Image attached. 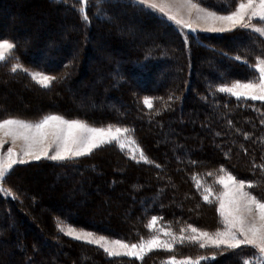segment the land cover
I'll return each instance as SVG.
<instances>
[{
    "label": "trees",
    "instance_id": "obj_1",
    "mask_svg": "<svg viewBox=\"0 0 264 264\" xmlns=\"http://www.w3.org/2000/svg\"><path fill=\"white\" fill-rule=\"evenodd\" d=\"M5 1L9 0H0V5ZM10 1L18 2L17 11L14 14L10 8V14L0 17V39L16 47L0 62V89L18 86L22 93L12 103L10 97H2L0 120L16 116L36 121L57 111L95 125L124 127L148 162L130 157L113 142L90 155L14 165L1 183L14 194L5 188L0 191V264H168L173 257L198 259L199 264H264L258 262L252 246L201 248L190 240L176 243L171 251L153 249L143 260L109 256L102 248L59 230L60 223H68L139 243L158 234V226L173 233L189 226L214 228L221 224L217 200L211 196L205 202L204 188L218 194L221 187L216 179L223 172L251 183L250 193L264 201V101L237 99L219 91L255 78L250 66L264 57V40L243 28L192 33L133 0H89L87 22L78 11L82 7L78 0ZM192 1L227 13L243 0ZM30 2L41 4L40 13L54 11L51 25L59 17L75 24L76 31L67 36L81 41L80 49L72 54L73 45L68 53L59 51L61 43L46 48L24 45L20 35L33 24L23 7ZM121 21L127 26L140 24L124 34L127 26ZM148 30L156 34L138 41L137 34ZM98 35L109 41L110 49H101L95 64L87 66L94 48L88 42ZM127 37L131 42L124 45ZM17 63L24 70L12 72ZM32 71L55 79L43 87L31 78ZM77 84L76 97L91 93L88 102L77 97L80 109L67 104L72 103L68 99L61 101L68 109L63 103L58 109L57 103L39 109L31 104L48 94L59 101L54 90ZM145 98L152 100L151 109L143 103ZM34 170L51 183L48 205L40 198L42 191L25 184L27 173ZM19 173L22 182H13ZM57 199L64 203L57 204ZM153 217L157 221L149 228Z\"/></svg>",
    "mask_w": 264,
    "mask_h": 264
},
{
    "label": "rangeland",
    "instance_id": "obj_2",
    "mask_svg": "<svg viewBox=\"0 0 264 264\" xmlns=\"http://www.w3.org/2000/svg\"><path fill=\"white\" fill-rule=\"evenodd\" d=\"M88 1L89 0H86V3H82V7L87 8ZM152 2L155 3V5H156V8H155L156 12H158L160 15L164 16L165 18L168 19V16H175L178 20H183L186 24H190L191 29H189L187 27H182V26H179V27L186 30V31L192 32V33H197L199 31L208 32V33H224V32H228V31L212 32V31H208L207 29H209L211 27H216V28H221V27L228 28V27H230V25H228L225 22L218 21V20L214 21L211 19L203 18V12L199 11L198 9H201V8L206 9V10H210V9L205 8L204 6L198 5V4L194 3L192 0H190V2H189V0H152ZM241 2H246V0L240 1L239 3H241ZM9 4L11 6H9ZM191 4H196L198 7L192 8ZM5 5H8V6H5ZM16 7H18V2H16V1L11 2L9 0L6 3V1H5L2 6L0 5V17L6 12L8 14H10L11 13V10H9L10 8L13 10L12 13L15 14V12L17 11V10H15ZM23 8L25 10L24 11L25 15H27L26 19L28 21H30L31 24H33V25L28 24V27L25 28V31H27V33L23 32L20 35V39L24 43V45H27V46L28 45L38 46L39 45L40 48L41 47L46 48L47 46L53 47V46H57L61 43L60 48H62V49L59 50L60 52L63 49L66 52V50H68L67 48L72 47V45H73L72 49H74V50L70 51V53H72V54H74L76 51H78V49H80V47L82 46V42L79 40L76 41L74 39L69 38V36H67L71 32L73 33L76 31L77 27L75 24H73L72 22L71 23L65 22V20H63L62 18L59 17V18H57L58 20H56V19H55V21L53 20L54 23H53V25H51L49 21L52 19L51 17H53L52 14H54V11H49V9H46V10H48V12L44 11V12L40 13L41 4H39L37 2H34V3L30 2L29 4L24 5ZM161 8L163 9V12L160 11ZM234 10H235V8H234ZM234 10H232V11H234ZM210 11H213V10H210ZM230 12H227V13H218L217 12V14L227 15ZM34 14H36L37 17H34ZM116 15H119V14L116 13ZM252 23L256 24L257 22L255 20H253ZM119 24L124 25L125 23H123L121 21V22H119ZM139 24H140V22H137V23L134 22V24L129 25V26H127V24H125V27L126 26L127 27L124 31L125 32L124 34L130 33V29H129L130 27L137 26V28H138ZM151 25L153 26L155 24H151ZM175 25H177V24H175ZM96 26H93V27H96ZM257 26H259V25L257 24ZM237 28H242V27H236L232 30H235ZM243 29H245V28H243ZM246 30H248L250 33H254L255 35H258L260 38H262L264 40V36H261L259 33H256L255 31H253L251 29H246ZM119 31L122 32V29H120ZM152 34H156V33L154 31H149V30L148 31H141L137 34L136 38L139 41V39L146 38V37H148V35H152ZM130 38H128V37L125 38L123 44L124 45L130 44V42H131ZM232 41L235 42L236 39H233ZM88 43H90V45H92L94 48H93V51L89 54L90 59L86 61V65L92 66V64L94 65L95 62L97 61L98 56H100V54L98 52L101 49H110V47H109L110 43H109V41H103L101 39V36H99V35L94 36V38L91 39ZM251 44L252 43L247 44L248 46H245V47L248 48ZM112 49H114V48H112ZM68 52H66V53H68ZM108 52H109V50H108ZM104 56H105V54H103V57ZM262 58H264V57H262ZM99 68L100 67H97V69H99ZM33 72H35V71H32V73ZM37 73H41V74L47 75L49 77H52L50 74H47L46 72L38 71ZM13 82L16 83V81H13ZM96 83H97V80L95 81V84ZM233 83H231L229 85H225V86H231ZM241 83H247V82H241ZM10 84L12 85V83H10ZM7 86H3V88L0 89V98H1L0 103H3L2 97H5V96H7L8 98L10 97L12 99L11 100V103H12L14 100H17L22 93L21 87L16 86V88H10V86H8V87ZM225 86H223V87H225ZM77 88H80L79 84L74 85V86L73 85L72 86L67 85V86H64V88L61 89L59 92L57 89L54 90L53 95L54 96L56 95V97L58 96L57 98H60V100H59L60 103H61V101H63V100L67 101V99H68V101H71L72 103H67V104H73L74 108L80 109V107H82V106L78 105V101H76V100L78 98H80L81 94H80V96L79 95L77 96L78 98L76 97V95H77L76 92L78 91ZM238 91H244V90L238 89ZM90 92H92V90H90ZM90 94L91 93H89L88 95L83 94L84 96L82 95L81 97H84L85 99H87L86 101L88 102V99H89L88 97ZM59 101L58 100L54 101L52 99V94L51 95L48 94V96L43 95L41 97V99L34 100L31 104H32V106L39 109V108L45 107V105L49 106V105L57 103L56 109H58V108H62V103H63L62 102L60 104ZM7 103L9 104V101ZM7 103H5V104L8 105ZM63 104H64L65 108L66 107L70 108L69 106H65L66 105L65 102ZM68 108H66V109H68ZM47 115H59V116H62L63 118H65L67 120H79V121L85 122L90 127H97V128H107L108 127V126L95 125V124L86 122L83 119L72 118V117H69L65 114L59 113L57 111L47 112V113H45L44 116H47ZM42 118H40L39 120H36V121H31V120H26L24 118H20V117H16V116L15 117L9 116L8 118H5L3 120L20 119V120H24V121H28V122H32V123H37ZM0 121H2V120H0ZM112 127H113V131H114L117 126H112ZM119 128H124V127H119ZM43 131H48V129H44ZM33 135L35 137V142H34V150L35 151H40L42 148H48L49 149L48 154L49 155L54 154L56 145L53 144V137L51 135H36L35 133H33ZM0 141H3L2 147H0V158H3L4 161H7V159H8L7 158V149L8 148H12L13 152L17 154L18 159L23 158L28 162L34 160L31 157L23 156V152H24L25 146H26V141L23 139L22 136L17 137L15 140H13L12 136L4 135L3 133H0ZM114 143H116L118 145L117 142L114 141ZM119 143H123V145H124L123 150L125 152H127L130 157H132L136 160H141L140 154H141L142 150L137 145L136 141L134 140V138L132 137V135L129 132L126 134H123L122 136L119 137ZM49 145H51V147H49ZM69 146L73 147V145H71V144H69ZM41 159H47V158H44L42 156ZM229 174L230 173L223 172L222 174H220L217 177L216 182L221 187V190H219L218 194L214 195V193H212L211 189L204 188L205 196L207 195L208 198L212 196L213 199L216 198V200H217L216 204H217L218 209L220 208L221 202H223L225 215L229 216V219H231L232 215H236V216L242 217L246 225H250L253 223L259 225L261 223V221L259 220L258 210L256 209L254 204L249 203L248 197H245L242 195L243 192L250 193V191L248 190V187H247V183L245 182V188L241 190V189H239L238 183H233V182L228 180ZM230 175L235 177L232 174H230ZM22 176L23 175L21 173L15 175L13 178V182L21 183L22 182L21 179L23 178ZM26 177H27V180L25 179V184H27L28 187L36 189V191L37 190L42 191V194H40L41 195L40 198L43 200V203L45 205L50 204L47 202V199H50L49 196H53V194H51V192L49 191L50 188L49 189L47 188L48 186H50L51 183H50V181L47 182L45 175L43 173L39 172V170H34V172H32V173L31 172L27 173ZM221 178H223V180L225 182L224 184H221L218 182ZM235 178H236L237 182L243 181L237 177H235ZM225 184L228 185L227 188L225 187ZM0 187H2V189L5 188V187H3V185L1 183H0ZM206 189H209L210 191H206ZM6 191L8 192V194H14L9 188H8V190L6 189ZM31 191H33V190H31ZM33 192H35V191H33ZM250 194L252 196H254L252 193H250ZM232 200H236L237 203H235V204L231 203ZM56 201H57V204H63L64 203V201H60V199H57ZM261 202H264V201H261ZM45 205H43V207H42L44 212H46V209H44ZM45 217L47 219V223H50V219H51V218H49L50 216L47 215ZM220 218H221V224L219 226H216V227L211 228V229L194 227L198 230L196 233H193L191 231L190 227L185 228L180 233H173L168 228H163V227L158 226V234H156L152 238L157 237L160 241V244L158 246H154L153 249L167 248L168 245H171L173 247V245H175L176 243L181 241L182 237L184 238L183 240L188 241V240H190L188 238L192 237V236H196L198 238L196 240V242H198L199 244H204L205 246H214V241L221 238V237H217L216 233L227 231V229L225 227V223H224V217H222L220 215ZM153 225L155 226V224H153ZM61 229H63V230H61ZM69 229L73 230V235H67L66 234ZM59 230L63 233V235L68 236L72 239H74L73 236L77 235V234L91 233L92 237L90 239H92L93 241H98L99 243H95V242L89 243V242H86L85 240H78V241L88 243V244H92V245L98 246L102 249H104V247H108L110 250L119 251L121 253L136 252L138 255H141V256H144L145 254H147L149 252L148 248H147V242L152 239V238H149V239L144 240V241L139 242V243H128V242H125L121 239L109 237V236H106V235H103V234H100V233H97V232H94V231H91L88 229L79 228V227L73 226V225L68 224V223H60ZM201 232H207L209 234V236L208 237L200 236ZM237 235H239V233H237ZM101 237H103L104 239L101 240L100 239ZM240 238L242 239V237H240ZM115 241H120L122 244H127L129 246L136 244L138 247L136 249L121 248L119 245L114 244ZM142 243L145 245L143 251H141V249H140V246L142 245ZM220 246L227 247L226 245H220ZM256 250L258 251V249H256ZM121 256L134 257L131 255H121ZM170 260H171V258H169L167 260V262H169ZM175 261H176V264H181V262H184V264H190V263H196L199 260L184 257V258H175ZM258 262L263 263L264 261H261L258 259Z\"/></svg>",
    "mask_w": 264,
    "mask_h": 264
},
{
    "label": "snow or ice",
    "instance_id": "obj_3",
    "mask_svg": "<svg viewBox=\"0 0 264 264\" xmlns=\"http://www.w3.org/2000/svg\"><path fill=\"white\" fill-rule=\"evenodd\" d=\"M78 2L86 3V0H78ZM133 2L145 8H156V5L152 2V0H133ZM191 7L197 8L198 6L196 4H191ZM198 10L203 12V18L205 19H211L214 21L218 20L230 25L228 28L211 27L207 29L208 31L224 32L231 31L236 27H242L245 29H251L256 33H259L261 36H264V0H246V2L238 3L235 7V10L231 11L227 15H219L215 11L202 8ZM78 11L80 12L81 18L87 22L88 17L86 14V7H81L78 9ZM160 11L163 12V9L161 8ZM168 19L178 26L191 29L190 24H186L183 20H178L175 16H168ZM253 20H255L257 23L253 24ZM257 24L259 26H257ZM15 47L16 45L13 42L7 39H0V61H5L8 58V55L14 51ZM236 59L239 60L240 58L237 57ZM250 67H252L253 72L257 74L253 80L247 83L236 81L231 86L221 87L219 91L230 93L237 99L243 98L264 101V58L257 57L256 64ZM18 70H24L23 66L19 63L11 68L12 72H16ZM30 75L34 81L43 87L50 86L51 82L55 79V77H49L37 72L30 73ZM238 89H243L244 91H238ZM143 103L149 109L152 108L151 99L145 98ZM44 129H48V131H43ZM129 131V129L119 127H116L113 131V127L111 125L107 128L90 127L85 122L79 120H67L59 115L44 116L37 123L20 119H6L0 121V133L12 136L13 140L22 136L26 141L23 156L31 157L37 161L40 160L42 156L52 161H64L75 157L90 155L94 149L105 144H111L114 141L118 143V146L121 149H123L124 145L123 143H119V137L128 133ZM33 133L36 135H51L53 137V144L56 145L54 154L49 155L48 148H42L40 151H35V137ZM2 144L3 141H0V147H2ZM69 144L73 145V147H70ZM49 147H51V145H49ZM7 158V161H4L3 158H0V183L5 180L7 175L11 174L14 165L25 164L28 162L23 158L18 159L17 154L13 152L12 148L7 149ZM140 159L148 162L142 151L140 154ZM221 171H223V169H221ZM228 180L233 183H238L239 189L241 190L245 188L244 181L237 182L236 178L230 174L228 176ZM218 182L221 184L225 183L223 178H221ZM227 186L228 185L225 184L226 188ZM247 187L251 188L253 185L248 183ZM0 191H3L2 187H0ZM206 191L210 190L206 189ZM242 195L248 197L249 203L255 205L259 212V220L261 223L259 225L255 223L246 225L243 218L236 215H232L231 219H229V216L225 215L224 204L221 202L218 211L220 215L224 217V223L227 231L216 233V236L221 238L214 241V246L219 247L220 245H226L230 249H237L242 245L252 246L254 249H258V259L264 261V202L257 200L255 196H252L248 192H243ZM203 199L205 202H210L207 195L204 196ZM231 203L235 204L237 201L232 200ZM156 221L157 218L153 217L148 227L151 228L152 225L156 223ZM189 227L193 233L198 231L192 226ZM237 233H239V235H237ZM66 234L73 235V230L69 229ZM200 236L208 237L209 234L207 232H201ZM91 237V233H82L73 236V238L77 240H85L89 243H99L98 241H93L90 239ZM240 237H242V239ZM100 239L103 240L104 238L101 237ZM183 239L184 238L182 237L181 242H183ZM188 239L195 242L198 238L196 236H192ZM114 244L119 245L121 248L136 249L138 247L136 244L130 246L127 244H122L120 241H115ZM159 244L160 241L157 237L152 238L147 242L148 251H152L153 247L158 246ZM199 246L201 248L205 247L204 244H200ZM144 247L145 245L142 243L140 246L141 251H143ZM103 250L109 256L131 255L139 260H143L144 258L143 256L138 255L136 252L121 253L119 251L110 250L108 247H104ZM167 250L171 251L172 246L168 245ZM168 264H176L175 258H171ZM181 264H184V262H181ZM196 264H199V261H197ZM246 264H248V262H246Z\"/></svg>",
    "mask_w": 264,
    "mask_h": 264
}]
</instances>
